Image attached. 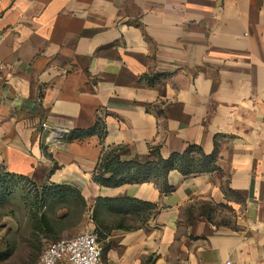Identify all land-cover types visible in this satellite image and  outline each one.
<instances>
[{"label": "crops", "instance_id": "obj_1", "mask_svg": "<svg viewBox=\"0 0 264 264\" xmlns=\"http://www.w3.org/2000/svg\"><path fill=\"white\" fill-rule=\"evenodd\" d=\"M99 119L103 138H71ZM215 142L218 169L171 170L169 193L93 180L113 147L146 162ZM0 166L91 212L154 204L102 206L110 264H264V0H0Z\"/></svg>", "mask_w": 264, "mask_h": 264}, {"label": "trees", "instance_id": "obj_2", "mask_svg": "<svg viewBox=\"0 0 264 264\" xmlns=\"http://www.w3.org/2000/svg\"><path fill=\"white\" fill-rule=\"evenodd\" d=\"M98 134L101 138L105 135V126L102 120L87 129H76L71 133L72 139L84 138ZM218 143L212 153H206L196 144L189 145L183 152H174L168 157L161 155L159 147L150 151L151 159L146 162L133 160H122L119 155V148L113 147L103 151L93 174V180L107 187H116L125 183H142L149 180H156L162 193H169L172 187L168 183V174L171 170L177 169L184 175L209 172L218 169L216 163ZM15 179L25 180L34 187H39V197L42 201H55L59 204H74L80 210V214L88 208L85 198L81 192L73 186L66 184H46L38 186L27 177L7 172L0 166V195L6 197L7 191L16 185ZM13 182V183H12ZM12 183V184H11ZM10 192V191H9ZM0 196V197H1ZM102 206H106L115 212H146L153 209L154 204L134 198H98L92 210V219L96 224V231L99 240L108 238L107 227L98 219V213ZM43 223L48 229H52L50 219L46 214L42 215ZM111 248V242L107 241L104 253Z\"/></svg>", "mask_w": 264, "mask_h": 264}, {"label": "rangeland", "instance_id": "obj_3", "mask_svg": "<svg viewBox=\"0 0 264 264\" xmlns=\"http://www.w3.org/2000/svg\"><path fill=\"white\" fill-rule=\"evenodd\" d=\"M15 181L16 185L7 191L6 197L0 195V264H36L48 243L96 226L91 209L80 214L72 203L44 202L39 197V187L25 180ZM43 214L50 219L52 229L43 223ZM108 240L111 241L110 238L101 240L103 248ZM113 240V244L116 243V239ZM111 249L112 244L104 253V264H110ZM154 261V255L145 260L149 264Z\"/></svg>", "mask_w": 264, "mask_h": 264}, {"label": "built area", "instance_id": "obj_4", "mask_svg": "<svg viewBox=\"0 0 264 264\" xmlns=\"http://www.w3.org/2000/svg\"><path fill=\"white\" fill-rule=\"evenodd\" d=\"M42 126L47 127V123ZM36 264H104L103 247L95 225L48 243Z\"/></svg>", "mask_w": 264, "mask_h": 264}]
</instances>
